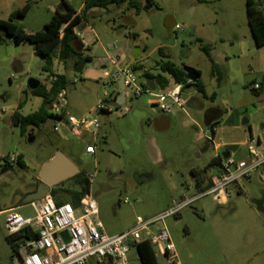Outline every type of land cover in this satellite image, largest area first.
<instances>
[{
	"label": "rangeland",
	"instance_id": "1",
	"mask_svg": "<svg viewBox=\"0 0 264 264\" xmlns=\"http://www.w3.org/2000/svg\"><path fill=\"white\" fill-rule=\"evenodd\" d=\"M66 1L73 6L78 1V7L83 4V15L84 0ZM135 1L141 6L146 4V0ZM61 2L31 0L32 8L20 26L28 33L43 31L44 23L53 17ZM246 2L155 0V7L141 10L139 15L128 9V3L110 11H90L83 19L84 25L76 28V34L84 45L83 56L92 57V61L77 74L74 68L78 56L61 60L58 48L52 55L51 71L66 78V89L58 95L53 108L78 118L97 117L100 128L96 135L87 132L74 135L65 121L57 118L48 119L39 127H29L24 135L9 122L11 113L20 105V113L29 115L43 104V98L32 94L29 80L37 79L50 88L53 77L51 71L43 69V58L35 53L33 45L18 46L4 38L0 44V211L18 204L21 215L35 214L31 204L19 205V192L25 191L36 176L39 179V165L58 150L90 180V194L98 203L100 220L109 235L133 227L138 216L147 220L182 202L184 196H194L193 174L205 182L211 181L207 167L218 153L216 142L204 136L209 130L213 138L211 127L205 122L206 109L218 107L224 113L218 124L217 142L227 141L233 132L237 140L245 132L249 137L250 127L259 134L264 122V102L258 101L252 92L254 84L261 85L264 92V46L258 48L251 38ZM23 4L24 0H0V19L7 20L10 12ZM113 44L116 49L111 54L117 56L118 68L134 71L141 87L146 84V71L154 77L164 75L174 83L172 77L157 68V63L163 60L160 48L177 66L196 69L207 93L205 110L187 108L184 119L168 132L159 131L150 122L163 113L149 103L151 97H133L129 88L122 106L99 110V102L113 99L118 91L112 76L105 78L102 68L104 64L107 70H116L107 59V48ZM202 45L211 50L212 57L224 70L222 83L212 75V63ZM137 49L141 53L136 58ZM178 111L182 112L174 107L172 114ZM243 117L250 119L248 126L241 125ZM236 123L242 131H233ZM54 126L59 128L58 132L53 131ZM32 133L36 140L31 143L28 139ZM88 146L96 148L95 154L87 152ZM20 155L28 165L25 170L16 162ZM247 155L244 146L238 157L246 159ZM7 165L12 166L10 170H6ZM235 188L233 185L230 192ZM64 189L81 190L75 186V180L67 181ZM246 191L247 194L233 198L240 206L235 216L227 215L228 208L220 209L212 196H206L166 219L164 223L176 246L177 259L184 264H213L219 257L216 247L222 238L233 243V250L241 248L245 238L235 236L236 222L247 218L251 213L249 204L254 205L253 199L264 191L259 172L248 180ZM5 222L6 215L0 212V264H16L18 258L7 241ZM243 225L250 227L251 221L247 219ZM162 227L160 222L153 229ZM147 235L142 233L143 238ZM158 261L164 262L161 257Z\"/></svg>",
	"mask_w": 264,
	"mask_h": 264
},
{
	"label": "built area",
	"instance_id": "2",
	"mask_svg": "<svg viewBox=\"0 0 264 264\" xmlns=\"http://www.w3.org/2000/svg\"><path fill=\"white\" fill-rule=\"evenodd\" d=\"M113 49H116V44L107 48V59L112 69L116 70L109 71L105 66V78H110L114 73H121L125 92L129 88L133 97L150 96V103L159 107L165 114H172L174 107L187 113L188 88H185L184 84L169 82L158 93L156 92L158 88L152 90L147 84L141 87L137 83L134 71L118 68V58L111 54ZM56 79V76L53 77V81ZM253 89L261 91L262 86L254 84ZM119 95L118 88L113 94V99L99 102L98 109L107 110L109 106L106 103L116 100ZM104 97L107 98L108 94L105 93ZM55 115L59 117L57 119L65 121L76 134L87 132L96 135L100 128L99 120L95 116L78 118L65 115L58 109H55ZM54 131L58 132L59 128L54 126ZM204 136L214 141L209 130L204 132ZM245 146L248 154L246 159L232 152H228L226 158L221 155L217 157L220 159L216 165L217 172L212 173V183L208 188L197 192L193 197L184 196L182 202L175 203L172 208L155 217L144 220L138 216L131 229L117 235H109L106 232L100 220L98 203L90 193L85 195L79 206L71 202L58 203L50 193L41 200L31 203L35 210L33 216L21 215L17 211L18 207L5 209L3 213L6 215L5 224L9 235L24 231L30 236L20 243L16 264H88L91 260L100 263L130 264L131 250L136 249L144 240L151 243L157 257L164 258L169 264L175 262L177 254L164 223L166 219L178 215L183 209L206 196H212L219 204H225L230 197V188L236 185L241 189L255 173L259 172L264 182V122L260 126L259 134L250 133ZM87 152L95 154L96 148L88 146ZM160 222L163 223V227L154 230L153 227L156 228V224ZM64 232L68 233L69 241L63 236ZM144 232L148 234L145 238L142 236Z\"/></svg>",
	"mask_w": 264,
	"mask_h": 264
},
{
	"label": "trees",
	"instance_id": "3",
	"mask_svg": "<svg viewBox=\"0 0 264 264\" xmlns=\"http://www.w3.org/2000/svg\"><path fill=\"white\" fill-rule=\"evenodd\" d=\"M206 2V0H198ZM128 3V9L135 10L139 15L141 10L149 11L155 7V0H146V4L141 6L135 0H84L83 15H75L76 11L72 5L62 0L60 8L57 9L52 19L44 26V30L35 33L26 32L21 26L20 21L24 19L32 8L30 1H27L23 8L13 12L7 20L0 19V44L4 38L9 39L15 45L30 44L34 46L35 53L43 58L45 71H51L53 52L60 48L59 57L61 60H68L74 54L78 56V60L83 58L82 51L84 45L76 34V28H81L83 19L93 9H102L110 11L112 8H120ZM246 14L248 25L251 31L252 38L258 48L264 46V0H247ZM203 52L207 55L212 63V75L217 78L219 83L225 80V72L221 66L212 57L211 50L206 46H201ZM159 54L163 58L157 63L162 73L168 74L177 83L184 84L185 88H195L199 95L207 98V93L201 79L197 83H192L184 67H179L172 61L170 57L164 53L162 48L159 49ZM88 62L92 61L90 56L85 57ZM200 73V72H199ZM52 77H57L56 81L52 82V86L47 88L43 84L36 90H32V94L36 97L43 98V104L39 110L29 115H22L20 105L12 115L13 124L18 126L21 134L24 135L29 127H39L48 119L59 118L52 111V105L56 101L58 95L66 89V78L63 75H56L51 71ZM146 78L154 77L149 71L145 72ZM252 89V88H251ZM255 95L258 92L252 89ZM218 124L212 125V135H216V127ZM219 158H214L208 167L216 166L219 163ZM17 163L20 167H26L23 156H18ZM69 180H75V186L81 188L80 191L64 189L65 183ZM91 182L87 177L82 176V172L78 175L58 184L51 190V195L58 203L71 202L75 206H79L86 194L90 193ZM68 194L67 199L62 194ZM22 205V204H19ZM18 206V205H17ZM36 236V234H34ZM27 232H19L15 235H8L7 241L10 244L15 255H18L20 243L29 239ZM141 264H159L158 257L153 246L148 240H144L136 247ZM171 264H176L175 262Z\"/></svg>",
	"mask_w": 264,
	"mask_h": 264
},
{
	"label": "crops",
	"instance_id": "4",
	"mask_svg": "<svg viewBox=\"0 0 264 264\" xmlns=\"http://www.w3.org/2000/svg\"><path fill=\"white\" fill-rule=\"evenodd\" d=\"M27 1L31 2V0H24V4L21 5L20 7L16 8V9H14V10H12L10 12V14H9V17H10V15L13 12L23 8ZM73 1L76 2L77 0H73ZM67 3H69V2L67 1ZM60 4L61 3H59L57 8L55 9V13H56V10L59 8ZM69 4L72 5L71 3H69ZM80 5L78 7V1L75 3V6L72 5L73 8L76 11L75 15H79V16L82 15L81 11L83 9V4L81 6ZM60 9H62V7ZM91 12L95 13L93 11H91ZM49 21L45 22L44 26ZM251 38H252V35H251ZM252 40H253V38H252ZM122 52H125V51L122 50ZM104 67L105 66L103 64L102 68L104 69ZM190 89H191V91H189ZM257 97H258V101H260L262 103L264 102V92H262V91L258 92ZM205 99L206 98H204L202 95H199L197 93L195 88H191V87L188 88L187 108L205 110V107H206ZM214 109L217 110V115H216V117L214 119L208 120L206 118V116H205V122H206V126L207 127H211L212 125L219 124L220 121L222 120L223 115H224L222 110H220L218 107H214ZM52 111L55 114V109L53 108V105H52ZM13 113H11V116L8 119V120H10L9 122L12 125H14L13 121H12ZM64 114L66 115V113H64ZM67 115H69V114H67ZM184 115L185 114L183 112H180V111H178V113H176V114H171V115L161 113L158 116L153 117V119H151L150 122L155 123V127L159 131L168 132V131L172 130L174 127H176L178 125L177 124L178 122H180L181 120L184 119ZM244 118L245 117H243V119ZM249 124H250V121H249ZM242 126H244V125H242ZM221 129H223V128H221ZM232 129L235 132L242 131L241 128H240V124H237V123H236L235 126H233ZM68 130L71 133H73L74 135H78V134L72 132L70 127L68 128ZM53 131H54V127H53ZM54 132H56V131H54ZM244 132L245 131H243V133ZM251 132H253V131H252V128L250 127V133ZM245 133H244L243 137H241L240 140H237L235 138L236 134L233 132V135L230 136L227 141H221V142L218 141L217 142V139H218V136H219V128H218V125H217V127H216V135H215V137H213L214 141L216 142L215 143V145H216L215 149L218 152L216 158L218 156H220V155L221 156H223L224 154L228 155V152H232L233 154H236L237 156H239L242 148L245 146V143L247 142V140L249 138L248 135H247L248 133L247 134H245ZM208 147H210V146H208ZM53 156L54 155L48 157V159L45 162H47ZM25 164L28 167L26 161H25ZM43 164L39 165V167H42ZM214 168H215V166L207 167V171H208V173L211 176H212V173L214 172ZM35 178H37V176ZM193 180L195 182V194L197 192H199V191L205 190L212 183V179L209 182H205L200 177H194V174H193ZM247 185H248V182L241 189L235 188L233 191H231L230 192V197H229L228 201L225 204H219L217 202L218 205H219V208L220 209L228 208L226 210V213H228L227 215H229V214L231 216L237 215V212H238L240 206H239V204L237 202L233 201V198L235 197V195L242 196V195L247 194V191H246ZM62 195L64 197H66L67 199L69 198V195L67 193L66 194L64 193ZM252 203L254 205L249 204L251 213L247 215V218L241 219L240 223L236 222L238 230H237V232H235V236L238 239L241 238V237L245 238V242H243V244L241 245V248L233 250V247H232L233 243H231L230 240L229 241L228 240L225 241L223 238L220 239V242H218V244H217L218 251H217V247H216V253L219 255V257H217L216 261L213 264H263L264 263V191L262 192V194L260 196H258L257 198H254ZM17 205L18 204H16L15 206H12L10 208L18 207ZM3 211L4 210H1L0 212L3 213ZM162 212H164V211H162ZM162 212H159V213L155 214L152 217H155V216L161 214ZM152 217H150V218H152ZM247 219L251 221V226L250 227H246V226L243 225L246 222ZM227 221H229V220H227ZM131 228H129V229H131ZM122 232H125V231H120V232H117V233H115L113 235H117V234H120ZM174 246H175V244H174ZM175 251H176V254H177V258H178V253H177L176 246H175ZM162 259L164 260L163 264H169L164 258H162ZM139 262H140V259H139V255H138L137 249H132L131 252H130V264L131 263L132 264H138ZM175 263L176 264H184V261L176 259ZM88 264H110V263H108V262L100 263L97 260H91Z\"/></svg>",
	"mask_w": 264,
	"mask_h": 264
},
{
	"label": "water",
	"instance_id": "5",
	"mask_svg": "<svg viewBox=\"0 0 264 264\" xmlns=\"http://www.w3.org/2000/svg\"><path fill=\"white\" fill-rule=\"evenodd\" d=\"M134 56L136 58L140 56L139 49H137ZM87 63L88 61L85 57L81 58L75 65L74 68L75 73L77 74L82 73ZM184 71L187 73L188 78L192 83H197L201 78V74L192 67L185 66ZM112 79L117 84L120 90V95L116 100L108 101L106 104L109 107L118 108L122 106L126 101L124 78L121 73H114L112 75ZM28 84L31 90H36L41 86L42 83L37 79H30ZM146 84L152 90H156L157 88L163 90L169 84V80L166 76L159 75L156 77L147 78ZM249 121H250L249 118L245 117L242 120V125L244 126L249 125ZM28 140L31 143L34 142L36 140V135L32 133L29 136ZM223 156L226 158L228 155L224 154ZM79 173H80L79 167L70 158L65 156L64 153H62L61 151H57L56 154L51 159H49L47 162H45L42 165L39 172L38 188L35 191L27 194L25 198L22 200L21 204L22 205L31 204L41 200L44 196L51 193L53 187L78 175ZM63 236L67 241H69V236L67 232H64Z\"/></svg>",
	"mask_w": 264,
	"mask_h": 264
},
{
	"label": "flooded vegetation",
	"instance_id": "6",
	"mask_svg": "<svg viewBox=\"0 0 264 264\" xmlns=\"http://www.w3.org/2000/svg\"><path fill=\"white\" fill-rule=\"evenodd\" d=\"M216 115H217V110H215L214 108L206 109L205 116H206V118L208 120L214 119L216 117ZM16 162H17V160H16ZM11 167L12 166H10V165L8 166L7 165L6 170H10ZM21 169L25 170V169H27V166L26 167H21ZM38 185H39V179L34 178L33 181L30 184L27 185V187H26L27 189L25 191L22 190V191L19 192V196H20L19 202H22V200L25 198V196L27 194L35 191L38 188Z\"/></svg>",
	"mask_w": 264,
	"mask_h": 264
}]
</instances>
